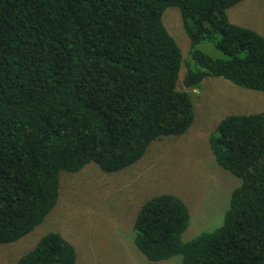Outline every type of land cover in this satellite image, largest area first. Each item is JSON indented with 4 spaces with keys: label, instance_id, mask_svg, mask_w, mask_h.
I'll return each mask as SVG.
<instances>
[{
    "label": "trees",
    "instance_id": "16d2710c",
    "mask_svg": "<svg viewBox=\"0 0 264 264\" xmlns=\"http://www.w3.org/2000/svg\"><path fill=\"white\" fill-rule=\"evenodd\" d=\"M241 0H0V246L56 205L60 173L90 162L107 172L141 159L192 125L178 86L181 48L162 16L179 8L191 40L183 78L221 76L264 93V36L229 19ZM213 38L226 57L195 48ZM215 162L239 179L222 223L183 239L184 200L165 192L139 208L133 242L149 260L264 264V110L224 116L208 138ZM74 245L48 231L13 264H74Z\"/></svg>",
    "mask_w": 264,
    "mask_h": 264
},
{
    "label": "rangeland",
    "instance_id": "374dc122",
    "mask_svg": "<svg viewBox=\"0 0 264 264\" xmlns=\"http://www.w3.org/2000/svg\"><path fill=\"white\" fill-rule=\"evenodd\" d=\"M229 19L264 36V0H241L227 10ZM183 55L178 86L192 95L195 115L180 135L154 140L144 156L118 171L107 172L90 162L82 169L60 173L56 205L31 232L0 246V264H13L48 231H57L76 249L74 264H179L181 256L149 260L133 242L137 212L150 197L170 192L190 210L186 240L219 226L239 179L216 164L209 135L227 114L264 110V93L244 88L221 76H206L200 88H186L183 78L191 46L181 12L169 6L162 16ZM195 48L226 57L213 38Z\"/></svg>",
    "mask_w": 264,
    "mask_h": 264
}]
</instances>
